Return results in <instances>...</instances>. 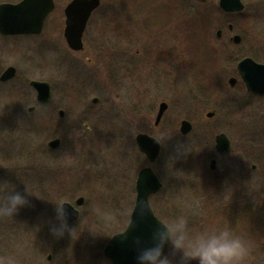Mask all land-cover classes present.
I'll list each match as a JSON object with an SVG mask.
<instances>
[{"label":"rangeland","instance_id":"rangeland-1","mask_svg":"<svg viewBox=\"0 0 264 264\" xmlns=\"http://www.w3.org/2000/svg\"><path fill=\"white\" fill-rule=\"evenodd\" d=\"M8 1L16 0L0 3ZM70 1L55 0L57 7L47 18L41 39L21 37L17 43L21 47L39 43L31 51L0 37V50L5 53L0 54V74L7 62L18 57L32 72L25 74L26 81L18 77L0 85V264H110L103 256L104 248L111 236L127 226L138 172L150 165L137 146L139 133L162 143V152L151 166L163 187L150 202L171 229L172 238L164 257L154 264H264V97L251 96L240 81L234 88L227 83L235 76L240 57L252 53L264 57V0H243L246 8L238 14L223 13L219 0H101L87 25L84 43L107 41V35L111 41L130 43L134 59L126 67L132 77L117 82L113 74L104 81V75L84 70L80 79L86 81L90 111L74 123L52 109L54 100L47 110H28L36 105L29 82L39 78L40 52L46 50L49 56L66 43L63 10ZM160 6L171 12H166L169 17L163 26L167 28H156L152 20ZM229 23L243 36L238 57L229 54L234 45L229 41ZM200 27L205 29V39ZM218 29L223 30L221 39L216 37ZM112 31L118 32L117 37ZM196 31L199 41L205 40L208 55L218 58L212 79L205 67L192 64L188 45L195 41ZM155 49L167 63L154 54ZM59 51L50 55L54 63L66 57ZM168 67L172 75L163 78L161 70L169 71ZM217 80L219 92L214 89ZM200 82L210 83L205 94L195 88ZM94 97L99 102L92 103ZM162 101L169 107L155 127ZM82 105L79 102L78 115L85 110ZM209 110H215L214 117H206ZM185 118L194 128L183 136L179 128ZM220 132L231 139L227 160L241 156L259 165L249 172L251 183L238 181L222 187L221 199L200 172L204 165L189 171L185 162L188 156L215 157L214 136ZM54 138L61 140L60 146L50 149L48 143ZM208 164L205 171H211ZM238 165L233 163L228 170L235 175ZM217 170L211 173L213 178ZM79 197L84 198L80 216L67 226L61 205H73ZM250 200L254 202L250 210L229 209Z\"/></svg>","mask_w":264,"mask_h":264},{"label":"flooded vegetation","instance_id":"flooded-vegetation-1","mask_svg":"<svg viewBox=\"0 0 264 264\" xmlns=\"http://www.w3.org/2000/svg\"><path fill=\"white\" fill-rule=\"evenodd\" d=\"M20 1L21 0L8 1V2L17 3ZM89 21H90V19H89ZM89 21H88V23H89ZM167 27L168 26H163L161 28H167ZM129 29H130L131 33H132V30H134L132 27H129ZM146 29H148V28H146ZM204 30H205L204 27L198 28L199 33L203 34V36H202L203 39H205V31ZM228 30L230 31L229 41L234 44L229 49L230 51L232 50V52L229 54L232 56L237 54L236 57H238V54H239V52H238L239 47L238 46L241 45V43L243 42V36L239 32H234V26L231 28L230 24L228 26ZM43 31L40 34H35V33H33V34H10V35L0 34V37L1 38H10L11 41L14 43V47H16V48H20V49L28 48V50L31 51V48L33 47L34 43H33V45H29L27 47H21V46L17 45V43L19 42L21 37H24V36L39 37L41 39ZM130 32H127L126 34H129ZM199 33L196 31L195 37ZM84 34H85V32H84ZM111 34H112V36L117 37L116 34H118V32H116V34H115V31H112ZM133 34H135V33L133 32ZM235 34H239L242 37V41L239 44H235L233 41V36ZM222 36H223V33L221 35L216 34V37L218 39H221ZM133 37H134V35L132 36V34H131L130 38H133ZM198 37L200 38V36H198ZM107 38H108L107 41H104V42L94 41L92 44H86V45L84 43V47L81 50H77V51L71 49L68 46L67 42L66 43L61 42L63 46H61L60 48L56 47V49L53 50V52L50 53V55L51 54L59 55V53H60L59 50H61L66 55V57L64 59H60V60H59V58L55 59V61H56L55 63L53 62L52 57L50 55L48 56V53L46 52V50L44 52H40V64L38 66L39 70H40L39 78L37 77V79H33V80L31 79L29 82V89H30L29 94L31 95V98L33 100L34 99L36 100V105L29 107L28 110L30 112H33L36 108H39V109L45 108L47 110V108L50 107L48 105H51V103L54 100L55 104H54V106H51V107L55 112H57V114L59 115V117L61 119L68 118V119H70L69 123L80 122L82 117L88 115L89 111H90V106L87 103V101H88L87 98H88L89 94L85 90L86 89L85 88L86 87V81L80 79V76L85 75V74H83V72H85L84 70L88 71V73L97 74L100 77H102V75H104L105 76L104 81H107L108 75L112 76L113 74H116L114 80L117 82L125 79L126 77H130V79H131L132 73L129 71L128 67H126L127 61L130 63L131 60L134 59L131 56L132 55L131 44L127 43L125 41H111L112 37L110 35H107ZM197 38H195L194 42H191L192 44L189 43L188 47L192 51V54L190 55V57L192 58V64L197 65L199 68V66L202 67L201 63L204 60V54L206 52L205 51L206 50V48H205L206 42H205V40L204 41L202 40V42H198L199 39H197ZM83 41H84V35H83ZM35 43L36 44L34 46L39 44L37 41ZM58 43L60 44V42H58ZM226 45L229 46L230 44L227 43ZM155 50L156 51L154 52V54L156 53V55L159 58L164 59L163 61H165L167 63L166 58H164L161 54L162 52H160L158 49H155ZM173 50H174L173 54L175 55L174 58L178 60V52L176 51L177 48L174 47ZM138 52L139 51L137 50L135 52V54H137ZM0 54H4L3 56H5V53L3 50H0ZM18 56H19V54L17 55V57ZM247 56H250L255 61L264 64V57L263 58L256 57L254 55V53L247 55ZM244 57H246V56H244ZM244 57H240L236 61V65H235V69H234L235 76H231L228 78L227 83H228L230 88H234L236 86V84L240 81V82H242L244 88L246 89V86L243 83V81L241 80V77H240L238 70H237L238 62ZM170 60H174V59H170ZM7 63L9 65L6 68H4L0 74V85H5V83H9L18 77H19V79H23L22 81H26L25 77H26L27 73H29V75H31V73H32V72H28L30 69H27L23 65L20 57H18L17 60H15V61L7 62ZM172 64H173V62H172ZM10 68H14L13 76L9 79L2 80L3 74L5 73L6 70H8ZM49 72H51L53 76H49ZM161 72H162L163 78L164 77H171V75H172V71L170 70V68H169V71H168V69H165V70H161ZM128 73L130 74V76H128ZM140 75H138V78L141 77ZM231 78L235 79L234 85H231L229 82V80ZM110 79H113V78H110ZM35 82H44V83H47L49 85L50 95H49L48 100L43 101V100H40L38 98L39 93H38V90L34 86ZM158 83H159L158 80L154 81V85L157 86V89H158ZM212 87H213V85H212ZM195 88H196V90L198 89V91H200L201 94L206 93V88L204 87V85L202 83H198V85ZM214 89L218 92L222 90L221 84H219L218 80H217V82L214 83ZM250 95L255 96V97H264V94L261 95L258 93H250ZM94 98H97L98 99L97 102H99V100H100L99 97H94ZM94 98L91 99L92 103H95ZM79 102L81 104H83L82 106L85 107V110L81 111L80 115H78V112L81 110L78 107ZM162 103H166L167 109H168V107H169L168 102L162 101L160 104H162ZM160 104H159V106H160ZM167 109L163 112V115L161 116L159 122H157V115H156V118L154 121L155 127L159 126V124L161 123V121L163 119L164 113L167 111ZM210 113H212V115H209ZM191 115L194 116L195 113H191ZM205 115L207 118H212L215 115V110H209L206 112ZM190 117L191 116H189L188 118H190ZM41 119H42V116L40 115L39 120L41 121ZM183 120L189 121L192 125L191 131L187 134V135H189L193 131L194 124L191 120H189L187 118H185ZM181 122H182V120H181ZM181 122H180V125H181ZM41 123H42V121H41ZM85 127L88 128V124L85 123ZM179 130H180V128H179ZM219 134H225L229 140V147L226 151H223V152L218 151L216 148V138ZM183 136H185V135L183 134ZM54 139H58L59 144L56 148H54L51 146V142H49L48 146L50 149H52V148L57 149L60 146L61 140L59 138H54ZM214 143H215V145H214L213 156L215 155V157H211L210 159H208V157L206 156V158H204V159H202V157L193 159L192 156H188L189 158L186 159L185 162H187L186 166L189 169V171H191V170H194L195 165L197 166V169H200L201 164H203L206 167V162L208 161L209 169L211 171H205L204 166H203V170L200 172H204V174L206 175V177L209 181L208 182L209 187L211 188L210 190H213V193L215 194V197L217 198L222 193L221 192L222 187H226V185L230 186L229 184H232V183L236 184L238 181H241V182L247 181V182L251 183L250 177H249V172H250V170H252V171L257 170L259 165L255 164L253 162L251 164H249L250 159H243L241 156H240V159L229 158V160H227V158H225V155L231 148V139L224 132H220L214 136ZM0 150H1V145H0ZM219 156L222 157L221 160H219V158H218ZM212 160L215 161V169L211 168V161ZM191 161H194V162L190 163ZM238 162L240 164V170H238L237 173H235V175H234V172L228 170V167L229 166L231 167V165L233 163H235V165L237 167H239ZM190 167H191V170H190ZM217 168L219 169V172L217 170L216 171L217 175L213 178L211 176V173L214 172ZM214 179H215V181H214ZM213 184H214L215 188L212 186ZM230 187H232V186H230ZM212 197H214V195H212ZM219 199H221V198L219 197ZM220 206L222 207V210H224L223 205L221 204ZM220 206L218 205V209H220ZM229 206H230L229 209H231L233 206H236L237 208L243 207L244 209L250 210L254 207V202H253V200H250L246 204L244 202H242L241 204H235V205L233 204V205H229ZM61 213H62V210H61ZM62 216L64 218L63 213H62ZM64 220H65V218H64ZM218 245L219 244H217V247H218ZM48 257H50V258H48V260L52 258L51 255Z\"/></svg>","mask_w":264,"mask_h":264},{"label":"water","instance_id":"water-1","mask_svg":"<svg viewBox=\"0 0 264 264\" xmlns=\"http://www.w3.org/2000/svg\"><path fill=\"white\" fill-rule=\"evenodd\" d=\"M99 5L100 0H72L66 6L64 34L71 48L75 50L83 48V32L90 15ZM219 5L226 12L244 9L242 0H219ZM54 9V0H22L19 3H2L0 4V33H40L45 19ZM221 32L219 30L218 35H221ZM234 41L239 43L241 37L235 35ZM237 68L248 91L264 94V64L256 62L251 57H246L238 63ZM13 74L14 68L6 70L2 80L11 78ZM229 82L234 85L235 79L231 78ZM34 86L38 90V98L43 101L48 100L50 95L48 84L35 82ZM166 108V103L160 105L157 122ZM191 127V123L184 120L181 125L182 133L187 134ZM137 143L150 162H154L161 152L160 142L149 134H138ZM58 144V139L51 142L54 148ZM216 146L220 152L228 149L229 140L225 134L217 136ZM211 166L215 167V161L211 162ZM161 187L162 183L151 167H144L140 170L136 182L137 196L130 222L124 231L110 238L104 249L105 255L113 264H150L162 258L166 253L171 241V231L155 215L150 204V196L157 193ZM83 201V198H79L76 203L80 206ZM62 212L67 226L79 216L78 209L68 202L62 204Z\"/></svg>","mask_w":264,"mask_h":264},{"label":"trees","instance_id":"trees-1","mask_svg":"<svg viewBox=\"0 0 264 264\" xmlns=\"http://www.w3.org/2000/svg\"><path fill=\"white\" fill-rule=\"evenodd\" d=\"M163 3V2H162ZM133 5L136 6V4L133 3ZM157 9V10H156ZM167 9L162 10L161 6L157 7L154 9V25L156 27L161 26L165 23V21L167 20L165 13L167 12ZM150 12L148 11V13L146 14L148 18H152V14H149ZM215 60L208 55V51H206V53L204 54V60L202 61L201 65L203 67H205L206 70V74L208 77H213V68L215 65ZM206 81V80H205ZM204 83V87L208 90L210 87V83L206 84V82H202Z\"/></svg>","mask_w":264,"mask_h":264}]
</instances>
